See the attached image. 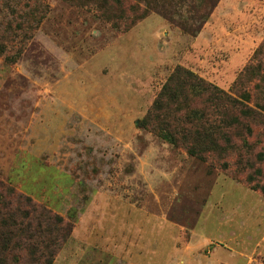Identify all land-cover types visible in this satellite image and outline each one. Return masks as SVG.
I'll use <instances>...</instances> for the list:
<instances>
[{
    "label": "rangeland",
    "instance_id": "374dc122",
    "mask_svg": "<svg viewBox=\"0 0 264 264\" xmlns=\"http://www.w3.org/2000/svg\"><path fill=\"white\" fill-rule=\"evenodd\" d=\"M0 193V264H264V0H0Z\"/></svg>",
    "mask_w": 264,
    "mask_h": 264
},
{
    "label": "trees",
    "instance_id": "16d2710c",
    "mask_svg": "<svg viewBox=\"0 0 264 264\" xmlns=\"http://www.w3.org/2000/svg\"><path fill=\"white\" fill-rule=\"evenodd\" d=\"M136 7L135 4H132V3H129V8L131 10H134V8ZM147 16V12L142 10L141 13L139 14H136L134 15L131 19H129V23L128 22H125L124 24V30H126L127 28H129L130 26H133L135 25L137 22H139L140 20L144 19L145 17ZM194 80H196V78L192 77ZM199 83H201V81H199ZM203 85V84H202ZM213 90L215 92V101L219 104H223V105H226V106H230V107H233V108H240L241 110L245 108L244 106V101L245 99H247V96L243 95L242 98L240 100H237V99H234L232 98L231 96L227 95V94H224L222 91L220 90H217V88L213 87ZM247 101V100H246ZM250 110H248L247 108L245 110H242V113L243 115H248L249 116H253V113L250 112ZM187 118V117H186ZM186 118H184V120H187ZM162 137L166 140H169V141H172V136L169 134V133H164L162 135ZM1 194V193H0ZM2 194H4V196L6 198H9L10 200L13 199V200H21L20 196H18L13 190L11 189H8V190H5L4 192H2ZM1 194V195H2ZM0 195V196H1ZM3 196V195H2ZM28 200V199H27ZM60 220V218H58Z\"/></svg>",
    "mask_w": 264,
    "mask_h": 264
}]
</instances>
